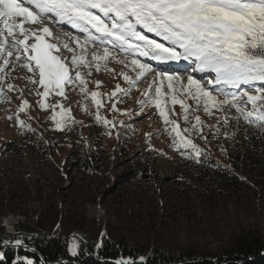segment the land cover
I'll return each mask as SVG.
<instances>
[{"label": "snow or ice", "instance_id": "obj_1", "mask_svg": "<svg viewBox=\"0 0 264 264\" xmlns=\"http://www.w3.org/2000/svg\"><path fill=\"white\" fill-rule=\"evenodd\" d=\"M141 57L168 67L154 68ZM110 64L121 65V70L117 73ZM102 68L117 78L110 93L99 91L101 81L89 79L93 69ZM192 73L214 75L207 79ZM121 78L126 87L119 83ZM17 80L25 81L24 86ZM141 82L147 84L143 90ZM133 90L143 97L139 110L119 109ZM26 91L36 97L40 110L50 112L45 122L51 121L58 132H75L82 124L65 103L70 92L80 95L81 110L109 137L114 132L119 137L125 127L118 115L131 117L152 107L163 124L156 134L166 132L174 151L202 164L211 140L229 138L221 130L232 127L230 121L264 132V0H0V103H11L9 94L15 93L20 103L14 111L6 109L4 118L21 134H35L21 119L22 113L33 119ZM105 107L113 119L102 114ZM201 112L214 123H206ZM104 236L106 232L97 247ZM24 239L17 235L0 238V243L19 246ZM79 247L72 243V256ZM3 260L0 252V264Z\"/></svg>", "mask_w": 264, "mask_h": 264}, {"label": "rangeland", "instance_id": "obj_2", "mask_svg": "<svg viewBox=\"0 0 264 264\" xmlns=\"http://www.w3.org/2000/svg\"><path fill=\"white\" fill-rule=\"evenodd\" d=\"M110 67L117 73L121 70V65L110 64ZM212 75L200 76L210 79ZM89 79L102 82L99 88L102 93H110L117 83V78L103 68L99 72L93 69ZM148 79L150 81L151 76ZM15 82L20 87L25 83L23 80ZM119 83L122 87L127 86L122 78ZM139 87L143 90L147 84L141 82ZM95 88V84L89 83V89ZM9 95L11 103H0V225L7 235L17 233L25 215H36L47 209L57 210L59 216L65 211L84 214L101 227L118 224L125 233L131 230L136 232V226L143 223L149 226L151 236L156 239L167 237L180 245L200 250L215 251L225 246L229 234L240 228L258 230L264 235V182L255 184L246 179H243L245 182L234 179L237 186L233 187L231 179L217 168L210 165L200 167V164L185 159L181 161H187L192 171H180L175 156L182 157L171 148L167 133L161 131L159 135L156 134L163 124L154 108H145L143 113L131 117L118 115L116 118L124 120L125 127L119 129V137L115 132L109 137L104 134V127L97 125L92 117L81 110L80 95L70 92L65 103L71 107L74 118L82 124L76 125L75 132H58L52 130L51 121L45 122L50 112L40 110L36 97L26 91L33 119H28L23 113L21 119L31 125L35 134L29 132L28 135L34 138L25 143L20 130L13 126L12 121L4 118L6 109L14 111L20 103L15 93ZM140 99H143L140 91L133 90L117 107L138 111ZM92 111H95L94 107ZM175 111L180 112L179 105ZM101 112L108 119H113L107 107L102 108ZM199 114L206 123H214L202 112ZM207 132L205 128V134ZM146 133L152 134L150 138L146 137ZM121 137H128L132 146L128 152L135 160L150 155L154 159L150 164L153 175L172 176L173 181L162 183L154 178L149 184L138 181L128 185L118 184L114 176L126 169L124 160L115 149ZM46 141L54 146L51 152L45 153V157L44 154L39 156L36 148H26L29 145L32 147L33 142L48 148ZM12 142L21 148L16 145L13 150L7 151V144ZM195 142L203 144L199 139ZM88 144L104 148L107 157L99 169L83 176L71 166L72 154L74 150L84 149ZM217 144L225 148L226 152L222 153ZM208 147V159L228 164L230 146L224 135H220L218 141L211 140ZM218 178L227 182L222 184ZM74 238L71 239V245L77 242Z\"/></svg>", "mask_w": 264, "mask_h": 264}, {"label": "trees", "instance_id": "obj_3", "mask_svg": "<svg viewBox=\"0 0 264 264\" xmlns=\"http://www.w3.org/2000/svg\"><path fill=\"white\" fill-rule=\"evenodd\" d=\"M230 124L232 127L226 126L224 129L229 135V138H225L230 146L228 164H221L211 158L199 166L210 165L217 168L221 174L231 179L233 187L237 186L234 179L239 182H245L243 179H246L255 184L264 182V132L243 121L239 125L235 121H230ZM28 133L26 137L25 134L21 135L25 143L34 138ZM120 140L115 149L117 155L120 154L124 160L126 169L114 176L118 184L128 185L134 181L149 184L154 178L162 183L173 181L172 176L153 175L150 164L154 159L148 155L144 159L135 160L131 152H128L132 148L128 137ZM35 142L31 143L32 147L29 145L26 148H36L39 156L44 154L45 157V153L53 150V143H48V148H45ZM16 145L15 142L8 143L5 149L11 151ZM88 146L74 150L72 154L71 166L83 176L99 169L107 157L104 148L91 144ZM16 147L21 148L18 145ZM175 160H178L179 165L176 166L180 171H192L187 161H181L183 158L176 155ZM254 177L256 179L253 180ZM218 180L222 184L227 182L220 178ZM57 224L60 225L59 228H56ZM136 228V232L131 230L125 233L118 224L101 227L84 214L65 211L59 216L57 210L47 209L36 215H25L16 234L7 235L0 225V238L11 239L17 235L26 238L23 244L35 248L42 260L21 248L7 247L0 248V252L4 254L2 264H27V260H31L33 264H114L113 262L123 259L133 260L135 264H264V235L258 230H233L226 245L213 251L180 245L167 237L156 239L151 236L149 226L143 223ZM102 232H106V236L103 237L102 246L97 247ZM72 237L83 238L82 241L77 239L80 247L76 256H72L69 251ZM2 245L5 244L0 243V247Z\"/></svg>", "mask_w": 264, "mask_h": 264}, {"label": "water", "instance_id": "obj_4", "mask_svg": "<svg viewBox=\"0 0 264 264\" xmlns=\"http://www.w3.org/2000/svg\"><path fill=\"white\" fill-rule=\"evenodd\" d=\"M7 247L21 248V249H23L25 251H28V252L32 253L33 255L38 257L40 260H42L41 255L39 254V252L35 248H33V247L29 246V245H25V244L22 245L21 244V245L17 246L15 244L14 245L13 244H7V245H2L0 248H7ZM113 263L114 264H118V261L117 262H113Z\"/></svg>", "mask_w": 264, "mask_h": 264}, {"label": "bare ground", "instance_id": "obj_5", "mask_svg": "<svg viewBox=\"0 0 264 264\" xmlns=\"http://www.w3.org/2000/svg\"><path fill=\"white\" fill-rule=\"evenodd\" d=\"M57 35H60V33H56ZM152 35V34H151ZM145 59V58H144ZM142 59L143 62H146L148 60H144ZM154 64L158 67V68H163V67H168V65H165V64H157V62L154 61ZM197 74V73H196Z\"/></svg>", "mask_w": 264, "mask_h": 264}]
</instances>
